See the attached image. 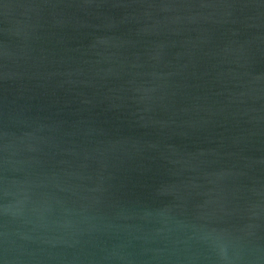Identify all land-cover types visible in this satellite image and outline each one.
<instances>
[{
    "label": "water",
    "instance_id": "obj_1",
    "mask_svg": "<svg viewBox=\"0 0 264 264\" xmlns=\"http://www.w3.org/2000/svg\"><path fill=\"white\" fill-rule=\"evenodd\" d=\"M0 264H264V0H0Z\"/></svg>",
    "mask_w": 264,
    "mask_h": 264
}]
</instances>
